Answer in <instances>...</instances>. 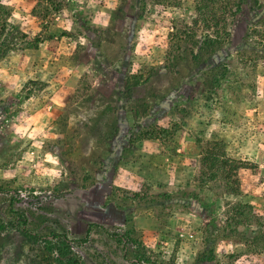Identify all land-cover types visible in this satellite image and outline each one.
<instances>
[{
  "label": "rangeland",
  "instance_id": "obj_1",
  "mask_svg": "<svg viewBox=\"0 0 264 264\" xmlns=\"http://www.w3.org/2000/svg\"><path fill=\"white\" fill-rule=\"evenodd\" d=\"M171 2L0 0V264H264V43Z\"/></svg>",
  "mask_w": 264,
  "mask_h": 264
},
{
  "label": "trees",
  "instance_id": "obj_2",
  "mask_svg": "<svg viewBox=\"0 0 264 264\" xmlns=\"http://www.w3.org/2000/svg\"><path fill=\"white\" fill-rule=\"evenodd\" d=\"M172 0H138L139 10L146 11L148 4H162L169 6ZM194 15L191 17L190 24L184 26L182 31L185 34L186 38L194 37L197 35V24L198 20L202 21L201 29L204 31L200 35L205 39V44L212 47L218 41L217 39H224L229 35L230 29L235 24L243 21H246V29L249 33L246 35L249 38L258 37L260 44L264 43V18L258 15L257 18L250 19L248 16L249 9L247 5V0H194ZM256 13H254L255 15ZM197 15V17H196ZM255 16V17H256ZM140 18V17H139ZM208 18L212 21V24H208ZM223 24V30L218 31L213 29L212 26H217L219 23ZM260 27H262L260 29ZM222 39V40H223ZM40 42L37 40L35 43L28 44V48H33L36 44ZM191 57H197V54L192 49L189 50ZM231 63V58L228 59ZM227 62L224 64L223 71L228 70ZM202 160L207 162V174L202 170L201 173L204 175L206 180H215L217 177L218 171L222 172V178L227 183L230 184V187L236 189V180L232 179L230 176L231 168H226L227 160L223 155L211 152V149H206L203 153ZM201 192V190H200ZM229 194L231 192H228ZM203 194H206L203 192ZM248 205L245 204H234L228 207L226 212H229V216L226 217V220L223 223V229L226 231H234L239 225L249 226L251 224V213L248 209ZM231 212V214H230ZM254 223L261 228H264V223L259 219H253Z\"/></svg>",
  "mask_w": 264,
  "mask_h": 264
}]
</instances>
